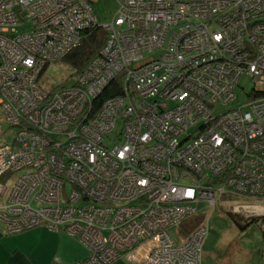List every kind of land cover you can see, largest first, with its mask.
<instances>
[{
    "label": "built area",
    "instance_id": "2783aa9c",
    "mask_svg": "<svg viewBox=\"0 0 264 264\" xmlns=\"http://www.w3.org/2000/svg\"><path fill=\"white\" fill-rule=\"evenodd\" d=\"M116 2L100 25L94 0H0V112L16 129L0 139V222L64 232L87 251L77 264H199L207 224L185 235V220L217 204L264 217V0ZM95 26L99 55L49 91L48 64ZM121 75L124 96L92 110ZM242 77L244 102L212 116Z\"/></svg>",
    "mask_w": 264,
    "mask_h": 264
},
{
    "label": "rangeland",
    "instance_id": "374dc122",
    "mask_svg": "<svg viewBox=\"0 0 264 264\" xmlns=\"http://www.w3.org/2000/svg\"><path fill=\"white\" fill-rule=\"evenodd\" d=\"M115 4L116 0H94V13L100 25L108 24L111 21L115 11ZM70 74L71 71L63 62H52L44 70L41 83L46 88L51 86L70 87L75 82V77H70ZM238 85L239 87L234 89L236 99L228 105L212 109V116L239 107L244 102L245 94L251 89L252 84L247 77H242ZM0 130L3 132L0 139L12 142L16 129L9 127L1 112ZM2 202H4V199H0V203ZM254 203L259 204L257 202ZM229 209H233L230 204L222 207L217 204L212 213L211 209L205 210V215L202 216L201 220H204V224H207L208 233L200 253V258L202 257L201 264H264V225L260 222L246 223V220L242 218L238 219L235 216L228 215ZM252 210L253 212L249 213L252 217L261 214L258 210ZM197 216L199 215L197 214ZM195 218L187 219L183 223L186 226ZM192 226L193 224L189 226V230ZM243 226L245 227L241 230L240 227ZM168 233L176 245L181 243L182 239L178 236L177 227L168 228ZM111 264L135 263L123 255Z\"/></svg>",
    "mask_w": 264,
    "mask_h": 264
},
{
    "label": "crops",
    "instance_id": "0c3cea01",
    "mask_svg": "<svg viewBox=\"0 0 264 264\" xmlns=\"http://www.w3.org/2000/svg\"><path fill=\"white\" fill-rule=\"evenodd\" d=\"M86 257V249L62 231L36 227L7 234L0 222V264H77Z\"/></svg>",
    "mask_w": 264,
    "mask_h": 264
},
{
    "label": "trees",
    "instance_id": "16d2710c",
    "mask_svg": "<svg viewBox=\"0 0 264 264\" xmlns=\"http://www.w3.org/2000/svg\"><path fill=\"white\" fill-rule=\"evenodd\" d=\"M93 9H94V3H93ZM117 9V2L115 4V11ZM114 11V13H115ZM105 42V33L104 31L99 27H91L87 31L84 32L83 38L81 40V43L79 46L75 49H73L71 52H69L60 62H63L66 66H68L69 70L71 71L70 77L74 76L75 79L88 68L90 63L99 55L103 45ZM125 75H121L119 77H116L114 80H112L108 86L102 91L100 96L92 100L91 106L92 110H97L99 107L105 102L113 98H118L121 96H124L125 91L128 90L130 84L126 83ZM46 84V83H44ZM74 84H72L70 87H72ZM65 86L55 87L51 86L49 87V91L51 92H59L61 89L64 88H70ZM239 87V85L236 86V88ZM67 188V187H66ZM68 189V188H67ZM228 215L235 216V218L238 219H244L246 220V223H261L264 225V217L260 218H244L239 215L232 214L230 212H227ZM202 216L196 217L194 220H191L188 225L185 226V223H182L179 228V232L186 233L185 235H188V229L189 226L193 224V226H196L200 224L202 221ZM245 226L240 227L242 230ZM191 229V228H190ZM208 233V232H207ZM203 245V244H202ZM202 250V246H201ZM201 264V258L200 262Z\"/></svg>",
    "mask_w": 264,
    "mask_h": 264
},
{
    "label": "bare ground",
    "instance_id": "6f19581e",
    "mask_svg": "<svg viewBox=\"0 0 264 264\" xmlns=\"http://www.w3.org/2000/svg\"><path fill=\"white\" fill-rule=\"evenodd\" d=\"M0 46H2V45H0ZM3 47H5V46H3ZM6 48V47H5Z\"/></svg>",
    "mask_w": 264,
    "mask_h": 264
}]
</instances>
